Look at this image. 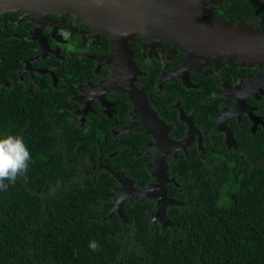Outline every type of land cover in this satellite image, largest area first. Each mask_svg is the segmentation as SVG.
<instances>
[{
    "label": "trees",
    "instance_id": "16d2710c",
    "mask_svg": "<svg viewBox=\"0 0 264 264\" xmlns=\"http://www.w3.org/2000/svg\"><path fill=\"white\" fill-rule=\"evenodd\" d=\"M263 6L264 0H227L225 20L217 18L246 21ZM14 61L0 60V136L21 135L32 162L26 179L0 191V264H264V143L250 142L241 165L228 156L202 167L192 159L172 162L184 204L149 216L148 189L117 194L120 178L92 168L100 154L114 153L112 163L145 184L147 149L137 157L144 142L86 133L73 123L61 79L55 87L45 76L19 81ZM117 201L120 211L112 214ZM92 240L99 251L89 248Z\"/></svg>",
    "mask_w": 264,
    "mask_h": 264
},
{
    "label": "flooded vegetation",
    "instance_id": "af4514ba",
    "mask_svg": "<svg viewBox=\"0 0 264 264\" xmlns=\"http://www.w3.org/2000/svg\"><path fill=\"white\" fill-rule=\"evenodd\" d=\"M226 1L204 0L221 19ZM23 5L0 8V60H15V75L25 83H38L45 76L55 87L61 79L74 105L73 123L85 125L91 136L133 145L135 139L144 142L137 157L147 149L145 184L126 177L112 163L114 153L100 154L92 168L113 171L120 178L113 187L117 194L148 189L146 199L153 203L149 216H167L170 203L184 204L176 198L181 185L170 176L172 162L186 158L202 167L228 156L241 165L249 157L250 142L253 148L264 143V61L220 55L217 44L204 39L194 46H173L140 35L120 56L108 35L72 13L41 9L39 0ZM228 22L232 27L245 23L264 34V6L246 21ZM114 60H121L116 75Z\"/></svg>",
    "mask_w": 264,
    "mask_h": 264
},
{
    "label": "water",
    "instance_id": "95a60500",
    "mask_svg": "<svg viewBox=\"0 0 264 264\" xmlns=\"http://www.w3.org/2000/svg\"><path fill=\"white\" fill-rule=\"evenodd\" d=\"M25 0H0V8L24 7ZM29 2L30 0H26ZM40 7L72 13L98 32L107 34L120 56H125L133 36L139 33L152 40H168L174 45H192L197 39L218 43L223 36L244 35L264 45V34L245 24L232 27L215 17L204 0H39ZM184 2V5L181 3ZM206 9V13L203 10ZM132 20L126 26L125 19ZM125 24V26H124ZM194 49V48H193ZM130 54V52H129ZM117 63V60H114ZM131 63V60H125ZM119 67L116 65L114 74ZM116 75V74H115ZM107 83L106 85H108ZM119 205L117 201L113 208Z\"/></svg>",
    "mask_w": 264,
    "mask_h": 264
},
{
    "label": "clouds",
    "instance_id": "9594fccd",
    "mask_svg": "<svg viewBox=\"0 0 264 264\" xmlns=\"http://www.w3.org/2000/svg\"><path fill=\"white\" fill-rule=\"evenodd\" d=\"M31 162L32 155L21 135L0 136V191H7L20 177L26 179ZM88 246L93 252L100 250L95 240Z\"/></svg>",
    "mask_w": 264,
    "mask_h": 264
},
{
    "label": "rangeland",
    "instance_id": "374dc122",
    "mask_svg": "<svg viewBox=\"0 0 264 264\" xmlns=\"http://www.w3.org/2000/svg\"><path fill=\"white\" fill-rule=\"evenodd\" d=\"M181 5H184V2L181 3ZM125 20L126 26L128 24L132 26V20L129 18ZM216 44V48H218V53L220 55L223 53L228 57H232L233 55L238 54L240 57L245 59L241 60L242 62L264 61V45L250 41L248 38L244 37V35L234 34L230 36H223L219 39L218 43L216 42ZM120 63L121 60H117V66H120ZM114 208L118 210L119 205H116Z\"/></svg>",
    "mask_w": 264,
    "mask_h": 264
}]
</instances>
